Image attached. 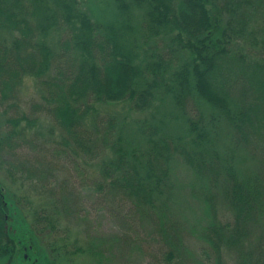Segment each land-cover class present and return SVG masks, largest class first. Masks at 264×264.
Masks as SVG:
<instances>
[{
    "label": "trees",
    "instance_id": "1",
    "mask_svg": "<svg viewBox=\"0 0 264 264\" xmlns=\"http://www.w3.org/2000/svg\"><path fill=\"white\" fill-rule=\"evenodd\" d=\"M92 1L0 0V170L27 190L0 183V263L264 264V0ZM167 98L184 134L98 111ZM45 118L61 142L20 128Z\"/></svg>",
    "mask_w": 264,
    "mask_h": 264
},
{
    "label": "rangeland",
    "instance_id": "2",
    "mask_svg": "<svg viewBox=\"0 0 264 264\" xmlns=\"http://www.w3.org/2000/svg\"><path fill=\"white\" fill-rule=\"evenodd\" d=\"M94 2L92 10L95 17L99 18V20L107 21L108 23L121 21L122 23L127 22L126 16H121L118 12L116 7L108 0H93ZM91 2V6H92ZM142 13L137 9H132L128 14V21L132 25L131 30H125L122 35L124 36L123 40L127 43H131L134 39V35L137 33V27L140 25L139 22L142 17ZM8 36V35H7ZM57 37H54L53 41L55 42ZM21 97L29 100V99H39L42 97L43 93L37 80L34 78H26L23 81V84L20 87ZM23 100V99H22ZM207 112H211V108H206ZM98 111L100 114L103 115H110V116H118L117 118L124 123L125 130L129 137H133L134 140H138L140 138V126L150 127V126H157L165 121L166 127L168 128L167 131L174 133V134H184L183 130V122L182 119L176 116L175 108L173 107L172 101L167 98V100L162 102H156L153 106L152 110L146 114L140 115L136 113H132L127 105H100L98 106ZM155 117L156 121L152 118ZM4 124V117H0V131L3 128ZM20 128H23L28 135L32 134H39V136L46 141L47 143H55L61 142L62 136L60 132L55 128V126L51 123L48 119H41L38 122L27 125L22 123ZM248 154L245 151H241L239 156L237 155L238 160H242L246 158ZM257 165H252L250 168H256ZM3 172L0 170V183L3 184L8 190L12 192H16L17 196H21L25 194L26 189H23L20 183L13 182L9 180L7 177L1 176ZM29 185V184H28ZM41 247L48 248L51 246L52 240L46 234L40 235L39 238ZM61 261V264H94L88 257L86 256H73L72 258H65L61 256L57 259V261ZM33 261L21 264H32ZM0 264H7V261H3Z\"/></svg>",
    "mask_w": 264,
    "mask_h": 264
}]
</instances>
